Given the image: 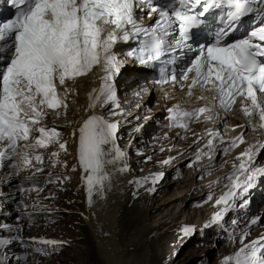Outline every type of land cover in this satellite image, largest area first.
<instances>
[{
  "label": "snow or ice",
  "instance_id": "6c2138e0",
  "mask_svg": "<svg viewBox=\"0 0 264 264\" xmlns=\"http://www.w3.org/2000/svg\"><path fill=\"white\" fill-rule=\"evenodd\" d=\"M226 3L230 9L228 26L217 32L213 43L193 49L188 44L190 33L211 7L218 6L215 0L212 3L209 0H179L171 9L153 0H12L16 8L14 18L0 21V169L12 168V176L35 169L27 177L35 181L36 173L44 171L40 149L57 145L60 151H67V142L60 141L59 131L48 127L44 120L49 113L57 118L66 114L67 99L73 92L69 81L89 75L96 78V69H99L102 73L100 87L89 94V109L93 114L78 129V163L85 173L83 179L91 204L94 191L103 194L105 182L111 180L109 165L118 172L128 170L127 163H122L126 153L116 144L118 122H110L94 111L98 106L120 107L115 77L121 61L114 52L115 45L136 39L139 47L129 55L147 66L160 61L168 51L187 47L196 52L190 66L181 73L185 81H189V73L193 74L188 96L193 95L197 86L202 92H214L216 107L225 112L231 111L239 101L247 129L260 133L254 143L247 144L246 132H241L223 150L227 155L246 144L245 150L235 158L238 163L233 162L234 172L224 177L229 181L225 186L228 191L216 201L224 208L212 217V221L221 219L229 210L230 202L246 192L256 177L264 176V168L255 167L257 154L264 150V26L246 34V38L229 40L235 31L232 22L254 10L264 15V7H260L264 0H226ZM138 11L146 12L149 20L155 14V22L145 26L137 17ZM177 29L178 39L175 38ZM169 37L173 40L169 41ZM156 82L175 86L177 76L174 72L162 71L161 79ZM165 98H168L167 93ZM196 99L203 101L206 97L200 95ZM167 111L170 127L187 129L189 122L201 116L205 122L213 119V109L208 105L189 111L177 104ZM236 127L245 128V125ZM207 135L208 152L197 151L195 159L200 161L207 156L211 168L213 157L210 153L215 150L219 133L208 130ZM58 157L59 151L51 153L52 167L59 163ZM160 176H153L152 181L156 182ZM52 182L50 175L47 183ZM29 190L42 191L38 187ZM0 227L11 230L7 225ZM185 234H188L187 229ZM247 235V232L243 234L242 247L227 257L224 264H264V237L244 244ZM33 240L35 242V238ZM9 243L11 241L0 239V245ZM36 251L43 252L42 249Z\"/></svg>",
  "mask_w": 264,
  "mask_h": 264
},
{
  "label": "bare ground",
  "instance_id": "6f19581e",
  "mask_svg": "<svg viewBox=\"0 0 264 264\" xmlns=\"http://www.w3.org/2000/svg\"><path fill=\"white\" fill-rule=\"evenodd\" d=\"M115 54L119 60L123 58L122 51ZM124 64L126 66H123ZM144 74L145 72L135 68L131 61H122L120 71L115 77L120 107L106 105L98 106L94 110L95 114L104 116L110 122H118L120 134L116 137V144L126 153L122 163H127L128 170L118 172L109 165L111 180L105 182L103 194L94 191L91 204L86 181L83 179L85 173L78 163V129L81 123L93 114V110L89 109V94L93 89L100 87L99 76L102 75L100 70L96 69V78L89 76L76 83H69L68 86L73 92L67 99L66 114L62 113L59 118L54 116L44 120L48 127H55L59 131L61 142H67L66 152L60 151L57 145H52L53 150L47 148L39 151L43 153L44 160H47L44 163L47 166L45 168L52 167L51 153L59 151V164L55 166L56 169H50L51 175L67 191L66 193L71 192L70 190L74 193L73 195L70 193L68 197L70 199L67 198L70 208L65 206L75 211L81 218L77 224L85 234L81 242L90 247L88 249L90 252H81L82 254L79 253L76 258L84 257L90 264H99L96 257L101 260V264H179L177 256L185 246L193 242H202L204 238L217 234L220 240L229 241L228 238H231L230 243L224 246V256L213 263L224 264L225 259L232 256L239 245H242L240 241L245 232L248 235L243 239V243L264 236V206L257 211L260 201L256 200L254 207L246 215L244 209L239 206L248 199L247 191L242 192L231 205L238 216L235 217L233 213L220 223L212 221L216 201L229 184L224 177L234 172L233 162L238 163L235 158L245 150L246 144L233 149L227 155L223 154V150L228 142L241 132H246L247 144L254 143L260 137V133H253L247 129V121L238 106L231 113H217L213 93L195 90L189 97L187 91L176 92L169 88L160 89L153 86L142 88L139 79L144 77ZM132 77L135 79L134 84L127 86V80ZM165 93L168 94L167 99ZM153 95L157 97L156 101L150 99ZM200 95H204L206 99L198 101L196 97ZM177 104L189 111L208 105L213 109L211 113L213 119L205 122L202 116L189 122L187 129L170 127L167 109ZM113 112L116 114L113 115ZM236 125H245V128H238ZM208 130L219 133L215 140V150L210 153L213 157L211 168L208 167L207 156L202 157L200 161L195 159L197 151L208 152L205 147L209 139ZM126 138L128 142L121 146L120 140ZM147 143L151 146L144 157L145 160H133L132 150L139 149ZM259 159L258 153L256 160ZM165 160L170 162L162 163ZM122 163L119 166H122ZM258 166L264 168V161L258 165L255 161V167ZM4 169H0V197L8 196L16 200L21 196L20 192L34 196L30 193L35 191L29 189L43 182L39 177L40 173L35 181H31L27 179L31 176L30 170L21 171L16 177L10 175L12 171L9 170L1 173ZM209 172L211 174H207ZM150 175L160 176L157 181L161 182L157 187L150 188L145 182V178H149ZM201 176L202 179L199 178ZM16 179L21 184L12 188L10 184ZM45 183L44 181L43 184ZM49 189L50 187L47 190ZM166 197L169 198L162 200ZM156 198L160 204L154 208L155 211H159V215L152 217L154 212L152 207ZM19 208L21 207L15 210L18 211ZM192 211H200V215L194 216L191 214ZM253 220L257 223L252 224ZM188 222L196 225V231L184 239L182 236L185 233L182 234V231ZM2 225L4 224H0ZM19 225H15L17 228L15 232L19 231L24 235L22 231L27 227L23 223ZM1 229L4 228L0 227V231ZM31 232L30 235L35 236V231ZM232 233L234 237L231 236ZM30 235L28 233L20 236V239L25 238L24 243L19 244L17 237L12 241L27 246L26 238ZM210 242L213 240L210 239ZM215 242L218 243L216 239Z\"/></svg>",
  "mask_w": 264,
  "mask_h": 264
},
{
  "label": "rangeland",
  "instance_id": "374dc122",
  "mask_svg": "<svg viewBox=\"0 0 264 264\" xmlns=\"http://www.w3.org/2000/svg\"><path fill=\"white\" fill-rule=\"evenodd\" d=\"M122 133H125V131H122ZM120 142L121 146H123L124 142H128V138L122 141L120 140ZM150 146L151 144L147 143L139 149L132 150L133 160H145L144 157L149 151ZM49 149L53 150V146ZM46 161L47 160H44V163ZM58 164L59 163L56 165ZM45 167L47 166L43 164L44 171L39 174V177L43 182L35 185V187L42 189V191H39L40 194L35 191L30 193L34 196H28V194L26 195V193L20 192L21 196L16 200L13 198L11 199L8 196L0 197V211H2V214L0 215V224L3 223L11 229L8 230L4 228L0 231V239L11 241L9 244L0 245V264H84L86 262L90 264V261L84 257L76 258L81 252H90L88 250L90 247L81 242L84 239L85 234L83 229L77 225L80 217L75 211H71V209H69L70 206H68V199H70L68 197L71 195L70 193H72V195L74 193L72 190H70L71 192L66 193L67 191L63 189L58 181L54 180L50 169H56V167ZM11 169L12 168H5L4 170H1V173L8 170L9 172H13ZM30 172L32 175V173L35 172V169H30ZM36 174V177L38 178V173ZM50 175L53 182L47 183ZM21 179L22 178L19 176V180ZM19 180L16 179L13 184H10L13 186L12 188L21 184ZM44 181L46 182L45 184H43ZM49 187L50 189L47 190ZM29 197L34 198L32 199ZM36 198L38 200H36ZM168 198L169 197H166L162 200ZM159 204L160 201L156 198L152 207L154 209L152 217L159 215V211H155L154 208L155 206H159ZM18 207L21 208L16 211L15 209H18ZM199 212L200 211H192L191 214L199 216ZM22 223L27 227L26 230L23 227L24 229L22 232L24 235H28V233L30 235V233H32L31 231H35V236H27V246L18 245L15 241H12L14 237H17L16 239L19 240V244L22 242L24 243L25 238L20 239V236L24 235L21 232L19 233V231L15 232L17 231L15 230L17 229L15 225L17 226ZM20 226L21 225H19V228ZM229 228H231V226H229ZM18 233L19 235L17 236ZM33 238H35V242ZM210 239H212L213 242H210ZM214 239H216L218 243H214ZM228 239L229 241L220 240V238L217 237V234H212L204 238L202 242H193L185 246L181 252H179L177 262L179 264H213L219 260L220 257L224 256V246L230 243L231 238ZM42 240L55 241L57 243L55 245L43 244L39 242ZM36 249H42L43 252H38ZM96 259L99 264L102 263L98 257H96ZM80 260L83 261L80 262Z\"/></svg>",
  "mask_w": 264,
  "mask_h": 264
}]
</instances>
